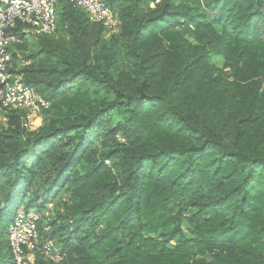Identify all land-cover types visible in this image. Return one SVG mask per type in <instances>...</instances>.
Masks as SVG:
<instances>
[{"label":"trees","instance_id":"1","mask_svg":"<svg viewBox=\"0 0 264 264\" xmlns=\"http://www.w3.org/2000/svg\"><path fill=\"white\" fill-rule=\"evenodd\" d=\"M104 2L117 34L58 1L26 65L14 29L11 71L60 119L0 127V264L22 204L64 255L32 264H264V0Z\"/></svg>","mask_w":264,"mask_h":264},{"label":"built area","instance_id":"2","mask_svg":"<svg viewBox=\"0 0 264 264\" xmlns=\"http://www.w3.org/2000/svg\"><path fill=\"white\" fill-rule=\"evenodd\" d=\"M63 1L84 11L91 23L102 25L108 33L119 31L120 21L104 0H0V127H6L12 112L22 114V125L28 130L42 124V112L47 100L25 83L22 74L11 71L9 47L19 43L14 32L23 25L25 35H50L56 30V4ZM42 222L36 210L18 208L7 229L15 264H32L27 253L39 252L45 259L60 263L64 255L51 243L39 245L38 224Z\"/></svg>","mask_w":264,"mask_h":264},{"label":"rangeland","instance_id":"3","mask_svg":"<svg viewBox=\"0 0 264 264\" xmlns=\"http://www.w3.org/2000/svg\"><path fill=\"white\" fill-rule=\"evenodd\" d=\"M117 33H113V34L109 33L108 34V33L104 32V33H102V36L105 39V38H109L111 35H115ZM38 39L39 38H38L37 35L29 34V36L27 37V43H26L27 44V48H26V50L25 51H18V50L16 51V54L18 55L17 59L20 60L23 65H26V64L30 63V61L29 60H25L22 54H24V55H27L28 53L36 54L39 51L40 47L38 46ZM42 59H44V56L40 55L38 58L35 59V61L37 62V60H42ZM209 63L221 68L222 65H223V60L220 57L211 56L210 59H209ZM53 64H54L53 58H49V59L47 58L46 61L43 62V65L45 67H47V68L51 67ZM41 87H40V89H41ZM47 102L49 103V107L46 110L47 111L46 115L43 114V116L45 117V121H49V123H52V125H53L57 121L59 122V119H60L59 112L60 111L50 107V105H51L50 102L48 100H47ZM118 138H120V137L118 136ZM105 148H106V144L105 143H99L98 144V155H100V153L103 152V150ZM106 163H108V162H106ZM40 195H41V193L39 194V196ZM57 200L61 201V203H62V201H66L67 200V194L61 193L58 196ZM23 207H25V204H22V206H20V208H23ZM48 207H51V204H49ZM38 213L40 214V217H41V220H42V224H45L46 221H49V220H51L54 217V214L51 211L49 213H43V214L40 213V212H38ZM26 256H27L26 258L28 260L33 262L34 259L36 258L35 257L36 253L35 252L27 253Z\"/></svg>","mask_w":264,"mask_h":264}]
</instances>
